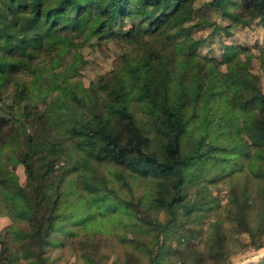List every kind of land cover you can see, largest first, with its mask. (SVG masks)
Here are the masks:
<instances>
[{"label":"trees","instance_id":"obj_1","mask_svg":"<svg viewBox=\"0 0 264 264\" xmlns=\"http://www.w3.org/2000/svg\"><path fill=\"white\" fill-rule=\"evenodd\" d=\"M218 1L223 4L224 16L245 24L248 18H256L264 28V0ZM99 3L0 0V88L11 80L17 83L11 93L5 94L9 101L0 103V215L7 218L0 225V264L52 263L51 249L62 243L57 241L56 233H74L69 224H76L68 216L58 217L56 213L57 207L68 203L67 197L75 192L72 185L65 187L64 179L72 174L70 182L77 184L81 180L83 189L95 190L96 183L108 179L97 171L88 172L89 168L96 169L94 163L115 165V179L124 177L122 180L126 181L127 175L150 178L154 184L145 205H138L140 196L137 206L116 198L122 206L119 208L134 217L131 225L142 232L131 236L132 249L126 250V264H152L155 256L162 255L160 249L168 244L167 237L174 233L177 244L171 249L176 264H204L228 257L238 251L231 248L233 236L242 232L247 233L254 248L261 246L264 89L245 61L232 58L242 45L225 44L222 58L228 62L220 77L196 76L188 82L186 64H177L168 54L148 44L141 54L131 58L123 55L117 70L112 69L106 78L101 75L98 85L85 88V99L55 79L51 88H64V97L47 98L51 89L38 77L29 85L15 79L16 73L31 70L33 59L44 47L71 43V32L81 33L88 28L97 38L124 36L137 41H143L144 34L173 27L174 35L185 34L187 27L183 22L190 18L192 9L191 0ZM196 46L194 41L186 44L184 52L188 57L196 52ZM36 90L43 97V107L30 101ZM223 91L226 103L244 113L241 124L235 123L233 128L235 133L245 132L249 139L239 142L236 148L241 156H249L246 164L252 182L240 188L231 185L225 213L209 222L203 240L194 242L192 229L189 225L184 227L185 218H198L200 211L218 201L202 197L205 194L189 196L188 184L196 180L195 168H200L210 156H220L213 150L226 145L218 140L221 125L218 122L213 126L208 117L198 122L202 129L193 136L194 116L198 113L192 111L202 107L204 110L207 103L211 107L209 102ZM24 99L27 102L20 106ZM15 104L22 107L19 113ZM3 105L10 110L7 112ZM232 148L235 147L227 150ZM159 211H165V221L158 218ZM192 249L200 254L190 259ZM83 256L86 264H102L90 254Z\"/></svg>","mask_w":264,"mask_h":264},{"label":"rangeland","instance_id":"obj_2","mask_svg":"<svg viewBox=\"0 0 264 264\" xmlns=\"http://www.w3.org/2000/svg\"><path fill=\"white\" fill-rule=\"evenodd\" d=\"M109 1L99 0V4L105 5ZM211 1L191 0L190 18L183 22V26L187 27L185 34L174 35L175 28L173 27L152 34H144L141 39L143 41H137L124 36L97 38L96 35L89 33L88 28L84 30L85 27L82 28L84 31L81 33L71 32L69 35L71 43L56 48L44 47L33 59L31 70L16 73L15 79L20 78V81L29 85L38 77L40 82H45L51 89L50 93L46 95L47 98L54 95L64 97V88H51L53 79H55L60 81L68 91H75L82 99H85V88L98 85L101 75L106 78L112 74V69L117 70L123 55L126 54L131 58L135 54L143 53L142 49L149 45L150 48L168 54L177 64H186L188 82L194 81L196 76H201L204 79L214 76L217 79L227 68L228 61H224L222 58L224 46L233 44L243 47L236 48L238 51L233 54L232 58L245 61L246 67L257 74L258 83L264 89V28L256 18H248L249 22L245 24L229 16H224L223 4L220 5L218 0H215L214 3H210ZM168 32L173 35L168 36ZM193 41L197 43L196 52L188 57L184 52L187 49L186 44ZM16 84V81L11 80L0 88V95L3 96V99L0 100L1 104L9 101L5 94L11 93ZM37 93L36 90L30 101L33 104H38V107H43V97L42 95L38 96ZM68 94L70 93L68 92ZM224 94L225 91L219 94L220 97H213L209 102L211 107L207 103L204 110L202 107L192 111L198 113L194 116L195 131L192 135H196L198 129H202L198 122L202 118L208 117L213 126L218 122L221 125L218 140L222 146L226 145L224 149L216 147L213 150L214 153H220L219 155H224L225 158L210 156L200 168H195L196 180L193 179L188 184L187 193L189 196L205 194L202 197H214L218 201L217 203L213 201V206L210 207L205 204L208 209L200 211L197 214L198 218L193 216L194 220L189 217L185 218L184 227L189 225L188 227L192 229L194 234L191 239L194 242L203 240L209 222L217 215L222 216L225 213L224 207L228 202L231 185L235 184L240 188L244 184L252 182V179L250 180L252 174L246 164L249 156H241L236 148L239 142L249 141V139L245 132L241 130L235 133L233 128L235 123L241 124L244 113L237 107L228 105L227 97ZM68 100L73 101L70 97ZM26 102L27 99L22 100L19 102L20 106ZM74 102L77 103L76 100ZM3 106L7 112L10 110L8 106ZM20 106L14 105L17 113L22 110ZM191 138L193 139V137ZM232 145L235 148L228 151L227 148ZM249 149L252 151V146ZM92 166L96 169L89 168L88 172H99L108 179L105 183H96V188L93 191L83 189L81 180L77 184L70 182L73 179L72 174L64 179L65 187L72 185L75 192L67 197L68 203L57 207L56 213L58 217L68 216L76 224H69L74 233L62 230L56 233L57 241H62V243L53 245L50 254L53 257L51 264H86L83 253L90 254L102 264H126V250L132 249L131 236L135 232L142 233L137 226L131 225L134 217L119 208L122 206L117 203V199L121 198L126 200L127 204L137 206L136 202L140 196L141 201L138 205H145L149 194L153 192L154 184L151 179L126 175V181H123L124 177L114 178L113 170L117 168L115 165L94 163ZM76 176V180H79L78 176L80 175ZM24 178L21 180L22 183L25 181ZM109 185L112 187L109 188ZM113 205L115 208L112 207ZM22 207L25 209L26 205ZM151 213L154 214L153 211ZM157 216L162 221H165L167 217L165 211H159ZM18 223L25 225L23 221H18ZM175 235L176 233L167 237L168 242L166 243L169 245L165 244L160 249L162 255L155 256L152 264H176L174 261L177 260L171 249L177 244ZM231 248L238 249V251L230 253L228 257L218 261H207L204 264H236L262 251L264 243L254 248L249 244L247 233L242 232L233 236ZM199 254L198 250H193L188 257L194 258ZM145 257L149 263L148 255L146 254Z\"/></svg>","mask_w":264,"mask_h":264},{"label":"water","instance_id":"obj_3","mask_svg":"<svg viewBox=\"0 0 264 264\" xmlns=\"http://www.w3.org/2000/svg\"><path fill=\"white\" fill-rule=\"evenodd\" d=\"M236 264H264V249L256 255L247 257Z\"/></svg>","mask_w":264,"mask_h":264},{"label":"crops","instance_id":"obj_4","mask_svg":"<svg viewBox=\"0 0 264 264\" xmlns=\"http://www.w3.org/2000/svg\"><path fill=\"white\" fill-rule=\"evenodd\" d=\"M7 218L6 216L0 215V225L6 222Z\"/></svg>","mask_w":264,"mask_h":264}]
</instances>
